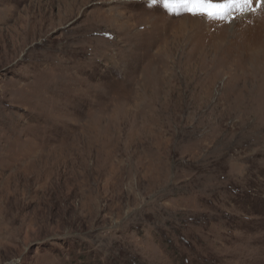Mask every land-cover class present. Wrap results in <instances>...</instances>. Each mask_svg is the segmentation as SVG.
<instances>
[{"label":"rangeland","instance_id":"rangeland-1","mask_svg":"<svg viewBox=\"0 0 264 264\" xmlns=\"http://www.w3.org/2000/svg\"><path fill=\"white\" fill-rule=\"evenodd\" d=\"M0 264H264V7L0 0Z\"/></svg>","mask_w":264,"mask_h":264},{"label":"snow or ice","instance_id":"snow-or-ice-1","mask_svg":"<svg viewBox=\"0 0 264 264\" xmlns=\"http://www.w3.org/2000/svg\"><path fill=\"white\" fill-rule=\"evenodd\" d=\"M152 3L162 5L170 13L187 12L212 19H223L233 6L241 12L264 7V0H152Z\"/></svg>","mask_w":264,"mask_h":264}]
</instances>
